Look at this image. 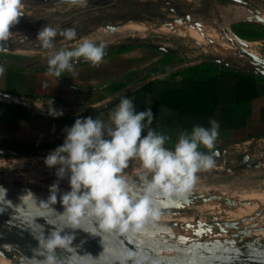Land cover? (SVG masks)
Segmentation results:
<instances>
[{"label":"rangeland","instance_id":"1","mask_svg":"<svg viewBox=\"0 0 264 264\" xmlns=\"http://www.w3.org/2000/svg\"><path fill=\"white\" fill-rule=\"evenodd\" d=\"M175 7L189 14V23L196 28L195 23H200L203 31L230 34L233 43L235 39L245 40L243 49L219 56L212 51L213 45L220 44L218 41L200 44L168 31L140 32L138 24L143 20L160 27L173 24L178 19L172 11ZM237 10L248 17L236 19ZM22 12L0 51V60L48 67L50 52L73 48L80 38L88 37L105 43L107 54L123 46L140 52L137 59L144 69L134 73L135 85L131 89L153 75L214 59L239 73L260 75L264 68V0H88L86 8L59 1L24 0ZM255 15H260V19L253 18ZM45 25L58 31L75 28L77 37L67 40L58 34L55 47L45 50L36 42L38 31ZM117 25L123 27L112 31L110 27ZM242 35L248 38L243 39ZM50 152L0 153L2 160L7 157L11 161L10 169L0 166V186L7 189L5 202L18 207L19 196L28 186L49 192V186L58 179L56 169L44 164ZM211 155L214 167L197 174V182L186 196L167 201L160 217L142 231L118 232L141 250L147 262L205 264L213 259L237 258L264 262V137ZM14 161L18 169H13ZM137 171L136 162L125 170L130 176ZM59 187L61 192L69 191L68 179L60 180ZM43 220L59 228L64 226L55 214ZM65 231L74 235L76 244L83 237L80 229ZM3 246L13 259L0 256V264H28L33 260L21 248ZM89 260L96 264L94 259Z\"/></svg>","mask_w":264,"mask_h":264},{"label":"clouds","instance_id":"2","mask_svg":"<svg viewBox=\"0 0 264 264\" xmlns=\"http://www.w3.org/2000/svg\"><path fill=\"white\" fill-rule=\"evenodd\" d=\"M59 3L86 8L88 0H59ZM22 0H0V51L12 36L11 29L23 16ZM75 40V28L58 29L43 26L36 42L52 50L57 35ZM107 55V45L82 37L73 48H60L50 52L46 75L60 78L67 73L75 78V65L83 60L92 67H99ZM0 65V76L4 74ZM48 104V115L57 118L62 110ZM151 108L137 112L133 101L122 97L109 114L108 120L91 116L77 118L71 127L64 129L63 143L44 159L48 168H55L56 182L49 186L46 201L37 200L35 194L25 189L19 196L18 211L43 207L62 221L63 227H52L47 235L38 238L37 249L45 259L36 264H56L58 248L73 245L74 235L66 229H80L92 236L101 233H131L142 231L147 224L161 215L167 201L187 195L198 179V173L214 167L210 153L201 147L213 149L219 136V122L209 120L210 127L195 125L190 132L179 135L172 148L171 140L154 130ZM145 129H147L146 134ZM132 162L138 164L135 176L125 172ZM67 178L69 191L61 192L59 181ZM7 189L0 186V201L7 200ZM62 212L53 207L57 202ZM87 223L91 227L85 228ZM130 255V254H129Z\"/></svg>","mask_w":264,"mask_h":264},{"label":"crops","instance_id":"3","mask_svg":"<svg viewBox=\"0 0 264 264\" xmlns=\"http://www.w3.org/2000/svg\"><path fill=\"white\" fill-rule=\"evenodd\" d=\"M238 10L236 19L248 17ZM189 22L166 23L160 27L141 21L140 29H132L137 28L141 33L168 31L200 44L218 41L220 44L213 45L212 51L219 56L234 54L246 43L241 39L233 43L230 34L220 35L212 29L203 31ZM139 54L133 48L107 54L99 67L79 62L75 65L79 74L73 79L67 73L60 78L48 76V67L0 60L5 69L0 76V153L53 151L47 146L61 145L66 135L64 129L71 127L77 118L91 116L107 121L122 97L131 99L137 112L151 108L154 115L151 127L171 137L166 144L169 148L182 132H190L193 126L210 127V119L219 122V136L213 149L201 147L202 152L213 154L264 137V76L239 73L218 61H204L153 75L131 89L135 85L134 73L144 69V64L138 62ZM199 66L205 70L198 74H202L200 78L211 82H205L206 87L190 95L197 112L170 105L174 91L192 88L196 77L189 78L187 71ZM231 72L233 75H224ZM51 99L53 107L63 111L62 116L48 115ZM2 158L0 166L4 164L10 169L11 161ZM12 163L13 169H18L17 162Z\"/></svg>","mask_w":264,"mask_h":264},{"label":"water","instance_id":"4","mask_svg":"<svg viewBox=\"0 0 264 264\" xmlns=\"http://www.w3.org/2000/svg\"><path fill=\"white\" fill-rule=\"evenodd\" d=\"M24 1V0H22ZM44 2L59 1V0H38ZM172 11L178 16L173 23H180L183 21H191L189 14L184 12ZM144 21V20H143ZM201 27L200 23H195ZM123 25L110 27L112 31L121 29ZM213 61L220 62L219 59ZM260 75L264 76V68L261 69ZM32 192L47 193L44 190H38L37 187L29 188ZM53 213L47 211H38L25 216L22 212L12 209L5 201H0V256L7 259H13L9 254V249L5 248L3 244L16 246L23 249L24 252L33 257V260L28 264H36L37 260L45 259V255H41V251L37 249L38 238L41 235H47L52 230V227L59 228L58 225L53 224L43 218L52 216ZM86 226L91 227L85 223ZM106 233H101L105 236ZM112 237L117 241L111 248V259L107 260L105 264H151L144 259L141 250L133 245V242L125 240L118 232H112ZM96 246L93 244L78 245L73 241V245L67 248H58L55 252L56 264H92L83 261L85 256L95 259L92 255L96 251ZM130 254V255H129ZM187 264H192L188 261ZM205 264H264L259 260H248L243 258L237 259H213Z\"/></svg>","mask_w":264,"mask_h":264},{"label":"bare ground","instance_id":"5","mask_svg":"<svg viewBox=\"0 0 264 264\" xmlns=\"http://www.w3.org/2000/svg\"><path fill=\"white\" fill-rule=\"evenodd\" d=\"M33 193H38L40 195H45V196L49 195L47 193H42V192H33ZM9 205H10V207L12 209H15L16 211H18V207L14 206V205H11V204H9ZM53 207L58 212H62L63 211V207H62L61 203L59 202V197H58V202ZM38 211H47V212H49L48 209H45L43 207H39L38 206V207H35V208H32V209H25V211L22 212V213L25 216H28V215H30L32 213H36ZM84 227L85 228H89L85 224H84ZM90 236H88V233L83 231V237L79 238L78 245H84V244H93V245H95L97 250L92 254V255L95 256L94 262H96L97 264H105V262L107 260L111 259V248H112V245L117 241V239L112 237V233L111 234L110 233H106L105 236H102V237H104L102 241H101V238L99 236H92L91 234H90ZM89 259H91V257L85 256L82 260L85 261V262L91 263Z\"/></svg>","mask_w":264,"mask_h":264},{"label":"trees","instance_id":"6","mask_svg":"<svg viewBox=\"0 0 264 264\" xmlns=\"http://www.w3.org/2000/svg\"><path fill=\"white\" fill-rule=\"evenodd\" d=\"M243 39H247L248 36L246 35H242L241 36ZM129 48L131 47H127V46H123V47H120L118 48L114 53H123L125 52L126 50H128ZM204 65H207V64H204ZM201 71H205L204 70V66H199V67H196V68H193V69H189L187 71L188 75H189V78H192L194 75H195V81L193 82V86L190 90H177V91H174V94L175 96L172 97V101H170V105H172L173 107H178L179 109L183 110V111H186V112H197L198 109H194V103L196 102H193V99L190 97V95H192L194 92L196 91H200L203 87H206V84L205 82H211V81H204L202 78H200L202 76V74L198 75ZM210 71V70H208ZM224 75H233V73H224ZM198 77V78H197ZM241 79L243 81H246L248 80L247 77H241ZM191 106V107H190ZM60 145H56V146H47L51 149H55L56 147H58ZM28 188H35L33 186H28Z\"/></svg>","mask_w":264,"mask_h":264},{"label":"flooded vegetation","instance_id":"7","mask_svg":"<svg viewBox=\"0 0 264 264\" xmlns=\"http://www.w3.org/2000/svg\"><path fill=\"white\" fill-rule=\"evenodd\" d=\"M172 9H173V8H172ZM174 9L176 10V12H180V9H178V8H176V7H175ZM35 196H36L38 202L41 201V200L46 201L47 198H48V196H45V195H37V194H35ZM95 263H96V262H95ZM96 264H97V263H96Z\"/></svg>","mask_w":264,"mask_h":264}]
</instances>
